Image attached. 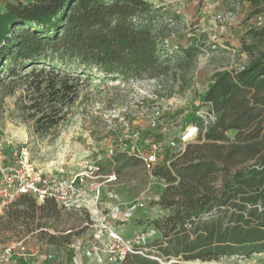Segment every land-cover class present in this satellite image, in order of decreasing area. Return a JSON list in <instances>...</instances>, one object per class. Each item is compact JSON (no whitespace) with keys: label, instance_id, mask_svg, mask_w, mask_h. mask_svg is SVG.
Segmentation results:
<instances>
[{"label":"trees","instance_id":"16d2710c","mask_svg":"<svg viewBox=\"0 0 264 264\" xmlns=\"http://www.w3.org/2000/svg\"><path fill=\"white\" fill-rule=\"evenodd\" d=\"M167 18L178 16L148 0H13L0 10V86L8 79V93L22 89L23 122L42 137L55 136L92 70L124 82L166 78L183 92L201 48L165 44ZM245 35V63L214 71L199 95L215 120L183 152L167 149L153 170L166 183L156 202L166 213L151 221L157 237L146 255L129 253L117 264L264 252V28ZM59 215L53 200L21 195L0 212V244L41 232L42 218Z\"/></svg>","mask_w":264,"mask_h":264},{"label":"rangeland","instance_id":"374dc122","mask_svg":"<svg viewBox=\"0 0 264 264\" xmlns=\"http://www.w3.org/2000/svg\"><path fill=\"white\" fill-rule=\"evenodd\" d=\"M10 2L13 0H0V10L3 12L5 5ZM148 2L155 7L168 8L178 16L175 21L166 19L164 39L168 45L186 47L195 44L201 48L194 68L186 77L188 86L183 92L177 83L167 81L166 78L159 81L150 79L124 82L92 70L91 79L85 82L86 87L80 99L56 128L55 136L42 137L34 135L30 124L23 122L24 116L18 107L25 102L24 92L17 88L13 93H8L6 79L0 86V140L11 138L26 143L34 164L43 173L69 176L76 172L78 162L90 159L97 150L102 151L110 144L115 147L118 138L132 131L139 132L141 142L144 144L146 141L152 148L155 143L163 142L167 137H176L184 127V119L195 116V112L202 108L199 95L209 84L212 73L239 68L245 63L246 54L240 51L241 38L246 36L245 32L252 22L250 20L264 10V0H257L256 3L253 0ZM261 27L264 28V22ZM250 40L246 37L247 42ZM66 67L72 68L69 65ZM156 107L160 111L159 127L154 128L150 121ZM103 169L105 173L114 171L118 175V181L110 189L122 201H129L146 188L152 196H157L162 190V185L151 180L139 160L125 154L118 152L112 160L104 161ZM165 213L151 200L145 210L121 225L119 230L129 238L134 231L148 230L152 227L151 221ZM88 220L87 214L60 209L58 218H42L41 232L36 230L11 236L8 242L0 244V248L23 241L30 253L43 250L56 254L55 262L46 261L44 264H75V252L66 250L70 242L66 232L83 233L81 238L82 243H85L90 239L86 226ZM50 236L57 238L56 243L49 241ZM62 251L63 259L58 260L57 253ZM24 264H30V261ZM180 264H264V252L248 256H224L212 261H180Z\"/></svg>","mask_w":264,"mask_h":264},{"label":"built area","instance_id":"2783aa9c","mask_svg":"<svg viewBox=\"0 0 264 264\" xmlns=\"http://www.w3.org/2000/svg\"><path fill=\"white\" fill-rule=\"evenodd\" d=\"M263 16L264 12L256 15L250 20L252 22L248 28H260L264 22ZM164 42L167 44L165 40ZM201 104L205 109L200 108L195 112L199 123H185L176 137H167L163 142L155 143L152 148L146 141L144 144L141 142L139 132L132 131L118 138L115 147L110 144L102 151L97 150L90 159L78 162L76 172L69 176L43 173L34 164L26 143L11 138L1 139L0 211L13 204L21 195H29L38 203L50 199L62 210L87 214L89 220L86 226L90 232L88 241L82 243L83 233L66 232L70 235L66 249L75 252V264H117L129 253L146 255L149 242L158 235L157 230L154 227L137 230L128 238L120 232L119 227L145 210L151 200L157 202L160 194L152 196L146 188L129 201L120 200L110 189L118 181V175L114 171L105 173L103 163L108 159L112 160L118 152L136 158L151 180L164 188V179L153 175V170L165 162L166 150L169 149L174 154L183 152L186 145L194 142L215 120L211 104ZM159 115V108L156 107L150 121L154 128L159 127ZM107 200L113 202L108 203ZM27 258H31V264H44L55 260L56 254L43 250L30 253L23 241L12 242L0 248V264H23L20 260Z\"/></svg>","mask_w":264,"mask_h":264},{"label":"crops","instance_id":"0c3cea01","mask_svg":"<svg viewBox=\"0 0 264 264\" xmlns=\"http://www.w3.org/2000/svg\"><path fill=\"white\" fill-rule=\"evenodd\" d=\"M159 194H160V192H159L157 195H159ZM123 231H124V230H123ZM66 250H67V249H66ZM57 254L59 255V256H58V257H59L58 260H62V259H63V257H62L63 251H62V252H58ZM27 260H29V261H30V264H31V258H28V259H26V260H20V261L24 264V263H26ZM55 260H56V259H55ZM55 260H53V261L55 262Z\"/></svg>","mask_w":264,"mask_h":264}]
</instances>
